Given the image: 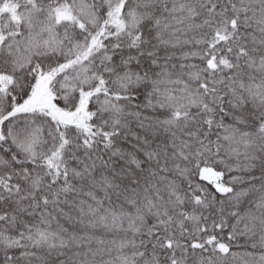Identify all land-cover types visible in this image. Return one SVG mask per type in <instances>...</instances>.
Instances as JSON below:
<instances>
[{"label":"trees","instance_id":"1","mask_svg":"<svg viewBox=\"0 0 264 264\" xmlns=\"http://www.w3.org/2000/svg\"><path fill=\"white\" fill-rule=\"evenodd\" d=\"M2 81L0 264H264V0H0Z\"/></svg>","mask_w":264,"mask_h":264},{"label":"rangeland","instance_id":"2","mask_svg":"<svg viewBox=\"0 0 264 264\" xmlns=\"http://www.w3.org/2000/svg\"><path fill=\"white\" fill-rule=\"evenodd\" d=\"M59 21H65V17L60 16ZM9 82L6 83V81H2V83H0V99L5 101L7 98V92H6V88L9 85ZM39 84H44L43 82H40ZM36 94H34L33 98L30 100V107L29 109H38V110H48L49 112L53 110V106L50 102V99L47 95V93H44L43 89H42V85L39 86L37 92H35ZM204 179L210 182L214 181L213 177L210 176H204Z\"/></svg>","mask_w":264,"mask_h":264}]
</instances>
